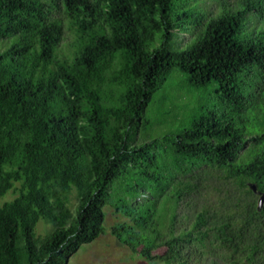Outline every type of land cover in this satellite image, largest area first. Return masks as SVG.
I'll list each match as a JSON object with an SVG mask.
<instances>
[{
  "label": "trees",
  "instance_id": "trees-1",
  "mask_svg": "<svg viewBox=\"0 0 264 264\" xmlns=\"http://www.w3.org/2000/svg\"><path fill=\"white\" fill-rule=\"evenodd\" d=\"M215 1L208 16L200 0H0V264H64L106 231V205L146 259L264 264V0ZM177 30L194 33L179 46ZM211 182L237 189L178 227Z\"/></svg>",
  "mask_w": 264,
  "mask_h": 264
},
{
  "label": "rangeland",
  "instance_id": "rangeland-1",
  "mask_svg": "<svg viewBox=\"0 0 264 264\" xmlns=\"http://www.w3.org/2000/svg\"><path fill=\"white\" fill-rule=\"evenodd\" d=\"M200 6L201 11L205 13L206 15H211L213 13H216V11L219 8L218 2L215 0H200ZM194 33V30L191 31H184L181 32L177 30L176 37L174 38L175 43H177L179 46L183 45L187 40H189ZM76 34L68 27H65V35L60 43V47L58 50V54L60 56L65 57H71L75 50L76 46ZM12 45V39L7 37H0V53L4 52L8 48H10ZM175 92V91H174ZM188 94L184 92L183 90L176 91L175 94V100L176 102L180 104H184L188 99ZM178 112L177 119L181 118L183 116L184 108L182 109H176ZM175 117L168 118L167 121L175 120ZM155 130V131H154ZM153 131L160 134H163L164 132H167L168 128L166 124H155V129ZM151 131V132H153ZM151 136H148L146 134H143L140 132L136 140L137 142H141L142 140H150ZM21 183L17 182L15 183L14 189L10 190L2 199L1 203H4L6 201H11L15 197L19 195V188ZM253 183H250V187L252 188ZM217 184L214 183L210 184V187L208 188L211 193L207 195V198H200L195 199L198 203H191V206L181 204L179 206V213L181 214L179 219L178 227H184L186 226L190 220L193 218L191 216L195 210L196 207H200L202 202L209 203H217L220 201L222 197L227 193V188L231 191H234L237 189L235 187V184L231 183L230 186L227 187L226 190L225 187L222 185L220 186V190H217ZM234 188V189H233ZM253 189V188H252ZM226 191V193L224 192ZM254 191V189H253ZM256 194V198L259 204L260 198L262 197V193L259 191H254ZM142 199V198H140ZM215 203V204H216ZM67 205L71 209L72 213L75 214L76 208L78 205V198H77V191L75 188L70 192L69 194V200L67 202ZM196 206V207H195ZM105 211V219H104V225L106 227V231L99 235L94 241L90 243H85L80 246V248L72 255L70 256L64 264H167L164 261L160 260L159 258L155 259H146L144 257H141L138 254H134L131 249L122 241H120L116 236H114L111 233V227L115 223L122 221L125 219V217L122 214L116 213L114 208L110 205H106L104 207ZM53 228V224L41 219L35 229L36 236L39 239L44 238L48 232H50ZM165 251V248H159L154 251V254L159 257L162 255ZM214 259L209 254H205L202 258H195L193 259L190 264H210L211 261ZM217 262L218 264H227L218 258Z\"/></svg>",
  "mask_w": 264,
  "mask_h": 264
},
{
  "label": "water",
  "instance_id": "water-1",
  "mask_svg": "<svg viewBox=\"0 0 264 264\" xmlns=\"http://www.w3.org/2000/svg\"><path fill=\"white\" fill-rule=\"evenodd\" d=\"M252 188L254 189V191H257V186L255 184L252 185ZM263 204H264V195H262L259 201L260 208L263 206Z\"/></svg>",
  "mask_w": 264,
  "mask_h": 264
}]
</instances>
